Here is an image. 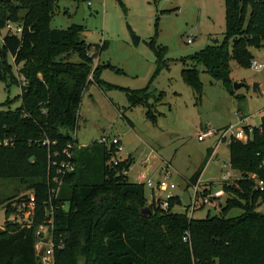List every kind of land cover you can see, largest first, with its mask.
Returning a JSON list of instances; mask_svg holds the SVG:
<instances>
[{"label":"trees","instance_id":"16d2710c","mask_svg":"<svg viewBox=\"0 0 264 264\" xmlns=\"http://www.w3.org/2000/svg\"><path fill=\"white\" fill-rule=\"evenodd\" d=\"M51 9V0H0V30L8 22L22 27L19 36L5 34L1 42V50L13 59L16 77L0 60V80L6 87L19 86L20 106L0 110V179L17 180L20 186L0 199V207L6 212L14 201L27 207L30 195L34 198L28 224H18L13 215L0 228V264H41L35 249L37 230L50 219L53 264H77L79 253L83 264H216V259L219 264H264V215L255 211L264 191L255 190L250 179L254 174L264 181V164L259 165L264 162V117L253 127L250 140L228 143L230 167L240 178L223 185L227 197L219 216L188 217L189 207L180 195L169 200L167 210L159 202H150V213L143 215L141 209L148 201L145 186L125 180L133 160L114 164V145H78L75 131L82 96L92 81L99 83V72L95 80L89 79L93 47L79 37L83 26L51 29ZM149 47L155 57L154 78L167 67L162 62L166 51L154 38ZM105 48L106 44L95 46L92 57ZM262 48L264 0H224L222 42L183 60L181 80L199 96L195 69L199 64L234 96L229 59L248 68L251 49ZM72 55L77 62L71 60ZM150 94L148 86L126 90V110L147 107ZM145 116L153 120L148 113ZM66 161L73 170L58 177V191L51 192L56 189L52 182L55 167ZM204 165L205 161L188 185L197 182ZM20 188L28 193L19 196ZM175 207L183 212H174ZM230 209L241 213L227 218L224 215Z\"/></svg>","mask_w":264,"mask_h":264},{"label":"rangeland","instance_id":"374dc122","mask_svg":"<svg viewBox=\"0 0 264 264\" xmlns=\"http://www.w3.org/2000/svg\"><path fill=\"white\" fill-rule=\"evenodd\" d=\"M51 1L50 28H68L77 2ZM90 3L89 6L86 1L82 3L83 31L79 37L93 47L89 55V79L95 80L99 72L102 87L92 81L83 93L75 131L78 145L90 146L101 137H118L123 149L117 157L133 160L125 175L126 182L139 184L141 175L156 181L167 169L175 185V195L184 191L192 195L191 184L188 185L190 178L205 161L198 179L199 189L207 188L213 202L195 210L192 218L203 219L207 214L219 216L227 197L223 185H230L240 178L230 167L227 139H221L220 133L229 126L234 127L239 119L242 122L238 128L248 126L253 129L264 117V67L259 71L249 65L243 68L230 58L229 86L234 96L220 81L204 73L199 64L195 65L201 85L199 96L181 80L183 60L207 45L222 42L224 0H157L156 3L152 0H91ZM24 13L25 10L21 11L19 16ZM127 26L140 37L137 47L131 42ZM5 34L6 29H1L0 37ZM151 38L166 51L162 62L167 67L154 78H151L156 68L149 47ZM102 44H106V48L92 57L94 47ZM251 54L255 61L264 64V48L251 49ZM0 60L10 66L11 74L16 77L13 59L8 52L1 50V40ZM71 60L78 61L75 55ZM186 64L190 65L188 61ZM233 83L242 86L234 90ZM254 84L258 85L259 93L253 91ZM147 86L151 93L147 107L138 105L126 110V90H142ZM19 96V86L6 87L0 80V110L18 108ZM145 113L153 120L147 119ZM206 130H210L212 136L198 141V135ZM263 164V161L259 162V165ZM229 173V179L223 181V176ZM19 186L17 180L0 179V199L11 196ZM18 193L20 196L28 192L20 188ZM145 195L148 201L144 207L149 208L150 190L146 187ZM154 195L160 197L161 193L155 192ZM197 200L198 204L201 203L200 198ZM257 204L255 211L264 215V195L259 197ZM173 211L183 212V208L175 207ZM28 212L29 208L17 201L12 202L6 212L0 207V228H4L11 216L13 219L15 216L20 225L28 224ZM240 213L239 209H230L224 216L235 217ZM45 239L42 234L37 237L35 249L38 257L43 255L44 249L41 248L48 244ZM78 256L77 264H83L80 253Z\"/></svg>","mask_w":264,"mask_h":264},{"label":"built area","instance_id":"2783aa9c","mask_svg":"<svg viewBox=\"0 0 264 264\" xmlns=\"http://www.w3.org/2000/svg\"><path fill=\"white\" fill-rule=\"evenodd\" d=\"M87 5H91L90 2L87 3ZM4 28L6 29V34L8 35H16L19 36L22 30L21 25L8 22L5 24ZM4 37V36H3ZM3 37H0V40L2 42ZM264 67V64L258 63L254 59L250 62V68L259 71ZM242 122L241 119L238 120L237 124L234 127H227L220 133V138L223 140L227 139V143H229L232 139L239 140L241 142H246L251 139L252 129L251 127L246 126L245 128H238V124ZM247 130V131H246ZM212 132L210 130H206L203 133H200L198 135L197 140L203 141L205 138L211 137ZM220 139V140H221ZM99 144L103 145H114L116 147V155L122 151V145L120 142V139L118 137H113L111 139H107L105 137H101L98 141ZM64 154L70 159L71 154L68 152H64ZM118 157L113 160L114 164H117L118 161H120ZM168 166V165H167ZM73 170V165L69 162H61L57 167H55V177L53 178L52 182L56 185V189H51V192L56 193L58 191V188L60 186V180L58 177L64 175L66 172H71ZM171 174L167 171V169L164 170V173L162 177H160L156 181H152L149 179H145L143 175L138 177L139 182L143 184L146 188L150 190V196L149 201L152 202H159V206L162 210H167L169 206V200L172 199L175 194L173 190L175 189V185L170 180ZM231 174L224 175L222 180L227 181ZM250 179L254 181V188L255 190H258L260 192L264 191V181L261 179H258L255 175L250 176ZM200 182L197 180L195 184L191 185L192 188V195L190 196V206L189 210L187 211L188 217L193 216V212L197 209H199L200 206L209 205L211 204L213 197L210 194V191L207 188H203L202 190L199 189ZM204 191H208V193L203 194ZM155 192L161 193V196L154 195ZM163 194V195H162ZM198 198H200L201 203L198 204ZM34 206V198L30 195V200L27 205L29 208L28 212V218L32 215V209ZM48 216V214H47ZM51 225L52 220L50 219L48 221V224L40 225L38 226L37 235L38 237L42 236L46 237L48 244L44 248L43 255L40 257L41 264H53V252H52V238H51ZM185 240V238L183 239Z\"/></svg>","mask_w":264,"mask_h":264},{"label":"water","instance_id":"95a60500","mask_svg":"<svg viewBox=\"0 0 264 264\" xmlns=\"http://www.w3.org/2000/svg\"><path fill=\"white\" fill-rule=\"evenodd\" d=\"M5 1H11V0H5ZM71 25L80 26V27L83 26V5H82L81 2L77 3V9H76V12H75L74 16L72 17ZM127 31H128L129 36H130V38H131V42H132L133 46H134V47H137L138 44H139V41H140V37L137 36V35L135 34V32L131 29L130 26H127ZM232 86H233V89L236 90V89H238L239 87H241L242 84L233 83ZM253 91H254L255 93H259V88H258V85H257V84H254V85H253ZM32 160H33V157H31V158L29 159L30 162H32ZM180 199H181V201L183 202V204H184L185 206H187V207L190 206V204H191V203H190V196H189V193H188L187 191H184V192L180 195ZM141 213H142L143 215H145V214H149V213H150V210H149L148 207H143V208L141 209ZM9 220H13V217L11 216V217L9 218ZM45 241H47V239H45L44 242H45ZM43 249H44V247L41 248V250H43ZM41 250H40V252H41ZM40 252H39V253H40ZM39 253H38V254H39ZM215 263H216V264H219L218 259L215 260Z\"/></svg>","mask_w":264,"mask_h":264}]
</instances>
